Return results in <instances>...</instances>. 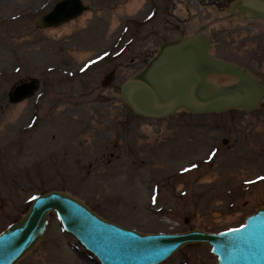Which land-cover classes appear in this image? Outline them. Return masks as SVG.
<instances>
[{
	"label": "rangeland",
	"instance_id": "rangeland-1",
	"mask_svg": "<svg viewBox=\"0 0 264 264\" xmlns=\"http://www.w3.org/2000/svg\"><path fill=\"white\" fill-rule=\"evenodd\" d=\"M58 1L0 0V231L49 191L146 234L218 233L264 205V181L243 194L226 192L264 174V109L194 117L180 111L152 122L133 116L119 98V87L156 47L179 37V0H142L133 15L119 13L132 0H80L88 7L81 26L76 19L53 28L72 26L65 34L36 29ZM238 31L228 34L237 38ZM228 34H217L212 54L251 67L264 81V32L238 39L240 59ZM30 81L40 82L37 95L9 104V91ZM18 264L98 263L50 214L42 240ZM162 264L215 260L193 245Z\"/></svg>",
	"mask_w": 264,
	"mask_h": 264
},
{
	"label": "water",
	"instance_id": "water-1",
	"mask_svg": "<svg viewBox=\"0 0 264 264\" xmlns=\"http://www.w3.org/2000/svg\"><path fill=\"white\" fill-rule=\"evenodd\" d=\"M87 8L79 0H64L36 28L56 27ZM240 18L264 20V0H237L230 6ZM205 38L193 35L162 43L152 59L120 87L122 102L137 116L162 119L178 110L191 114L250 112L261 105L264 84L249 71L210 55ZM211 77H229L227 86H213ZM38 83L13 88L9 103L32 97ZM55 211L64 229L101 264H159L179 248L200 243L211 248L216 264H264V207L245 225L218 235L192 231L179 235H143L98 218L67 195L51 192L37 197L16 224L0 234V264H16L38 243L48 213Z\"/></svg>",
	"mask_w": 264,
	"mask_h": 264
},
{
	"label": "bare ground",
	"instance_id": "bare-ground-1",
	"mask_svg": "<svg viewBox=\"0 0 264 264\" xmlns=\"http://www.w3.org/2000/svg\"><path fill=\"white\" fill-rule=\"evenodd\" d=\"M142 3V0H132L131 3H129L128 5L125 6V9H120L119 10V13L121 12H126L127 14H131L133 11H135V9ZM133 14V13H132ZM88 18V15H83L81 17L78 18L77 20V26H81L82 24H84V22L87 20ZM114 25V24H113ZM72 26H64L63 28L61 29H47L48 33L49 34H57V33H60L62 32V34H65V33H68L70 32ZM86 56H77L78 60H81L83 58H85ZM230 80H228L227 78H224V77H219L217 80H216V83L218 84H221V83H226Z\"/></svg>",
	"mask_w": 264,
	"mask_h": 264
},
{
	"label": "flooded vegetation",
	"instance_id": "flooded-vegetation-1",
	"mask_svg": "<svg viewBox=\"0 0 264 264\" xmlns=\"http://www.w3.org/2000/svg\"><path fill=\"white\" fill-rule=\"evenodd\" d=\"M196 1L197 2H205L208 5H211V6L215 7V8H220L221 6H223L225 4L228 5L232 0H224V1H222V0H196ZM194 31L195 32H200L201 28L198 27V29H195ZM102 80H107L106 81L107 83H108V81L110 82L111 80H113V72L110 71L109 73L103 75ZM228 149H230V147ZM232 161H234V158H232Z\"/></svg>",
	"mask_w": 264,
	"mask_h": 264
}]
</instances>
